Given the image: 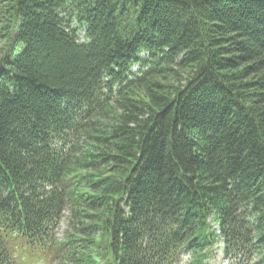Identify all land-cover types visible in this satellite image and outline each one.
<instances>
[{"label": "trees", "instance_id": "1", "mask_svg": "<svg viewBox=\"0 0 264 264\" xmlns=\"http://www.w3.org/2000/svg\"><path fill=\"white\" fill-rule=\"evenodd\" d=\"M0 36V264H264V0H0Z\"/></svg>", "mask_w": 264, "mask_h": 264}, {"label": "rangeland", "instance_id": "2", "mask_svg": "<svg viewBox=\"0 0 264 264\" xmlns=\"http://www.w3.org/2000/svg\"><path fill=\"white\" fill-rule=\"evenodd\" d=\"M5 39L6 38L0 36V61L4 55L3 54V47H4V40ZM67 221H68L67 218H64L63 221L61 222V225H60L59 230H58V235L60 237H63L64 232H66V230L68 229V222ZM47 263L48 262H46L45 260H42V261H39L38 264H47ZM211 263L212 264H228V260L224 259L223 253L219 250L217 260L211 259ZM182 264H194L192 255L191 254H184Z\"/></svg>", "mask_w": 264, "mask_h": 264}]
</instances>
